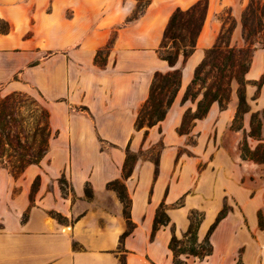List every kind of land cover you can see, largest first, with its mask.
<instances>
[{"label": "crops", "instance_id": "crops-1", "mask_svg": "<svg viewBox=\"0 0 264 264\" xmlns=\"http://www.w3.org/2000/svg\"><path fill=\"white\" fill-rule=\"evenodd\" d=\"M140 1L0 0V23L7 26L0 30L2 93L41 95L53 131L66 140L46 173L44 161L18 180L0 168V264H120V239L128 226L122 202L107 185L122 180L127 147L137 153L159 142L164 150L158 175L152 162L140 160L125 180L135 224L124 242L126 264H174L169 244L173 233L183 238L188 231L190 212L205 214L198 231L203 241L225 205L231 209L211 236L212 256L204 262L182 259L189 264H264L259 219L261 212L264 222V164L252 162L255 181L247 180L239 149L253 114L264 110V49L254 51L245 74L249 112L243 115L241 130L232 129L239 106L234 82L225 110L214 103L190 134L178 133L185 113L195 112L202 98L183 100L196 68L218 41L225 10L236 22L232 45H243L240 21L247 0H206L196 50L185 63L180 56L175 67L159 55L167 25L176 10L186 11L205 0H151L144 13L128 23ZM101 50L107 51L103 67L95 62ZM179 68L176 99L145 140V129L137 130L135 123L154 75ZM253 143L256 147L259 141ZM182 148L191 153L182 156ZM62 174L75 199L62 195ZM38 175L41 186L31 206V187ZM182 198L184 205L178 207ZM163 203L171 223L152 238ZM50 211L60 213L66 224L58 223Z\"/></svg>", "mask_w": 264, "mask_h": 264}, {"label": "trees", "instance_id": "trees-1", "mask_svg": "<svg viewBox=\"0 0 264 264\" xmlns=\"http://www.w3.org/2000/svg\"><path fill=\"white\" fill-rule=\"evenodd\" d=\"M144 1L146 5L140 15L144 13L151 0ZM207 9L208 2L205 0L198 2L186 11L178 9L172 15L159 49L160 57L167 61L170 67L176 66L180 56L183 57L185 63L195 52L197 39L204 25ZM259 14H264V9H261L258 5L256 6L253 0H251L242 19L243 31L246 38H251L257 30H262V21L259 18ZM139 16L134 20L138 19ZM233 21L235 23L234 19ZM130 22L132 20L129 19L128 23ZM235 28L234 25L228 32L229 39L227 41H225L224 32L219 35L216 45L207 50L203 61L196 68L194 78L188 86L183 100H196L200 95H202V98L198 101L195 112L188 110L185 113L182 124L178 129L180 135L190 134L195 122L205 118L214 103H217L221 110H225L231 99L234 82L238 84L239 106L232 129L241 130L243 128V115L249 112V105L246 100L248 82L245 79V74L249 70L253 54L246 66L243 57L244 50L231 46V37ZM0 30H2L1 23ZM103 52L104 50L99 51L95 59L96 64L100 67L104 66ZM181 79L182 68L165 74L158 72L154 75L149 98L140 109L135 123L137 130L145 129V140L147 139L149 129L165 120L180 89ZM263 82L264 78L261 80V83ZM197 86L200 89L195 91ZM2 92L3 86L0 84V168L6 170L14 179L18 180L24 176L29 168L41 166L50 152L51 141L58 136V132L52 129L51 115L41 95L34 97L24 92H12L3 95ZM262 112L264 113V110ZM259 113L253 114L251 133L248 135L249 138L259 141V144L254 150H251L247 142H245L241 152L244 160L264 164V143L262 142L264 120H258ZM255 120H257L256 127H254ZM238 121L240 125L235 127ZM163 150V142H159L154 147L148 150H141L138 153L132 152L130 147H127L122 180L112 181L107 185V188L114 191L122 202L128 226L120 239L119 251L123 254L120 264H126L124 242L135 228V224L131 220V199L126 190L125 180L132 176L140 160L152 162L155 165V175L157 176ZM143 153H146L144 158L141 157ZM58 183L63 196L66 197L72 194L75 199L73 189L65 175L59 178ZM40 186L41 175H38L32 183L30 193L31 206L35 203V196ZM85 190L87 198H92L93 190L89 183L86 185ZM183 205L184 198L178 203V207H182ZM228 212L229 208L225 205L215 222L209 228L206 237L203 241H199L198 231L205 219V214L198 210H192L189 214L190 226L186 234L183 238H178L173 233L171 238L169 248L173 253L174 264H189L182 259V256H185L187 259L193 257L201 262L208 260L214 252L211 236L220 222L227 216ZM49 214L58 222L65 219L60 213L55 211H50ZM26 218L27 215H24V220ZM259 219L260 227L263 229L264 222L261 212L259 213ZM170 223L171 220L167 214L166 205L163 203L155 217L152 238L162 227H167ZM74 248L80 249V246L74 243ZM236 264L243 263L241 260H238Z\"/></svg>", "mask_w": 264, "mask_h": 264}, {"label": "rangeland", "instance_id": "rangeland-1", "mask_svg": "<svg viewBox=\"0 0 264 264\" xmlns=\"http://www.w3.org/2000/svg\"><path fill=\"white\" fill-rule=\"evenodd\" d=\"M253 2H254V4L256 6L258 5L261 9H264V0H253ZM250 3H251V0H247L246 8H245V10H244V12L242 14L241 21H240V24H241V37H242V40H243V45L241 47H238V46L232 45V43H231V46L232 47H236V48H240V49H243L244 50L243 57L245 59L246 66L248 65V63H249V61H250V59L252 57V54H253L254 49H257V48H263L264 49V14H259V16H260L259 18L262 21V26H261L262 30H257V32L254 33V35L251 38H246V36L244 35L243 24H242L243 21H242V19H243L244 13L247 11L248 6L250 5ZM145 5H146V2L144 0L140 1L138 3V5H137V8H136L134 14L130 17V20L133 21L135 18H137L141 14V12L143 11V8H144ZM221 19H222L223 24H224L221 33L222 32L225 33V41H227L229 39V33L228 32L234 27V25L236 27V22L234 23L233 17L231 16L229 10H225L222 13ZM1 27L4 28V29L7 28V26L5 24H1ZM221 33H220V35H221ZM231 40H232V37H231ZM106 52L107 51H104L102 53V58H103V56H104V54ZM235 84H237V83L235 82ZM237 86H238V84H237ZM199 89H200V87L197 86L196 89H195V91L196 90H199ZM258 120H261V121L264 120V113L262 111L259 113ZM238 125H240V122L239 121L236 122L235 127H238ZM256 125H257V120L254 121V127H256ZM250 133H251V131H249L248 133H244V135L242 137V140L240 141V144H239L240 145L239 146L240 152H241V149L243 148L245 142H247V145L250 148H251V146L252 147H255V144L253 143V139H251V138L248 137V135ZM192 140H193V138H190V143L192 142ZM188 143H189V141H188ZM65 145H66V140L60 134H58V136L54 140L51 141V150H52V151L50 150L51 151V154L49 156H47V158L44 160V163H43V166H42V168H43V170H44L45 173H46L47 167L53 162V160L55 158V155H56L58 149L59 148H62ZM251 150H254V149L251 148ZM190 153L191 152H190L189 148H182V151H181V155L182 156L189 155ZM145 156H146V153H143L141 157L144 158ZM241 157H243L242 156V152H241ZM244 162L246 163V166H247V174H248L247 180L255 181V173H256V171L254 170L253 165H251L253 161L244 160ZM62 175H65V177H66V174H62ZM62 175H61V177H62ZM41 180H42V177H41ZM51 187H52L51 184L48 185V189L47 190L50 191L51 190ZM65 190H66V187H65ZM67 191H68V188H67ZM230 204H232V202H230ZM35 205H36V196H35V203H34L33 206H35ZM228 208H229V210L231 209L230 207H228ZM263 213H264V210H263ZM58 223H60V224H64L65 223L66 224V218L65 219H62ZM122 255L123 254L120 255V259L122 258Z\"/></svg>", "mask_w": 264, "mask_h": 264}]
</instances>
